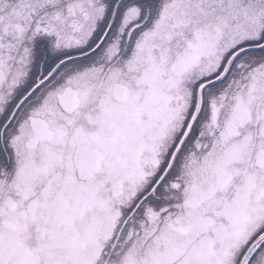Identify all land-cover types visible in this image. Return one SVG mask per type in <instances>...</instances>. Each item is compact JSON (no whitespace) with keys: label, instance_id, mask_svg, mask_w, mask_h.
Returning <instances> with one entry per match:
<instances>
[{"label":"snow or ice","instance_id":"obj_1","mask_svg":"<svg viewBox=\"0 0 264 264\" xmlns=\"http://www.w3.org/2000/svg\"><path fill=\"white\" fill-rule=\"evenodd\" d=\"M0 144V264H264V0H0Z\"/></svg>","mask_w":264,"mask_h":264},{"label":"flooded vegetation","instance_id":"obj_2","mask_svg":"<svg viewBox=\"0 0 264 264\" xmlns=\"http://www.w3.org/2000/svg\"><path fill=\"white\" fill-rule=\"evenodd\" d=\"M52 40L53 38L50 37H38L35 41V59L33 62V73L39 71L42 62L54 61L60 55V53L54 52L52 50ZM6 148V144H0V155L5 153ZM157 203H164V201L159 200L157 201Z\"/></svg>","mask_w":264,"mask_h":264}]
</instances>
